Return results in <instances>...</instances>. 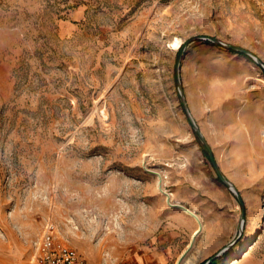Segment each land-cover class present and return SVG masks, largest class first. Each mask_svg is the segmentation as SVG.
<instances>
[{"label": "rangeland", "instance_id": "1", "mask_svg": "<svg viewBox=\"0 0 264 264\" xmlns=\"http://www.w3.org/2000/svg\"><path fill=\"white\" fill-rule=\"evenodd\" d=\"M194 36L264 64V0H0V264L48 227L87 264L264 257V70L199 40L179 89Z\"/></svg>", "mask_w": 264, "mask_h": 264}, {"label": "water", "instance_id": "2", "mask_svg": "<svg viewBox=\"0 0 264 264\" xmlns=\"http://www.w3.org/2000/svg\"><path fill=\"white\" fill-rule=\"evenodd\" d=\"M199 40H207V41L213 42V43H215L217 45H220V46H222V47H224V48H226V49H228L230 51L246 55V56L252 58L264 70L263 62L258 57H256L251 51H249L247 49H244V48H241V47H237V46H234V45L225 44L222 41H220L218 39H215V38H206L204 36H194V37H191V38L187 39L183 43V45H182V47H181V49L179 51L177 60H176L175 77H176V82H177V85H178L179 89L181 88V80H180L181 62H182L183 57L185 55V51H186L187 47L190 44H192L193 42L199 41ZM181 100H182V103H183V106H184V109H185V113H186L189 121L191 122L193 128L195 129V132L197 133L200 141L202 142V144L204 145V147L206 148V150L209 153V156H210V159L212 161L213 167H214V169H215V171H216V173L218 175V178H219L220 182L223 185H225L229 190H231L237 196L239 202L241 203V206L243 208L242 217H241V230H243L244 229V224H245V219H246V214H247L244 200H243L241 194L239 193V191L235 188V186L227 179V177L221 171V169H220V167H219V165H218V163L216 161L213 149L211 148V146L209 145V143L207 142V140L203 136V134H202L201 130L199 129L195 119L193 118L191 112L189 111V109L187 107V103H186L185 97H184V95L182 93H181ZM231 245L226 247L225 249H223L221 253L226 251L229 247H231ZM221 253H219L218 255H215L213 258H211L205 264H210Z\"/></svg>", "mask_w": 264, "mask_h": 264}, {"label": "built area", "instance_id": "3", "mask_svg": "<svg viewBox=\"0 0 264 264\" xmlns=\"http://www.w3.org/2000/svg\"><path fill=\"white\" fill-rule=\"evenodd\" d=\"M36 264H87L76 249L59 238L50 227L38 243Z\"/></svg>", "mask_w": 264, "mask_h": 264}, {"label": "trees", "instance_id": "4", "mask_svg": "<svg viewBox=\"0 0 264 264\" xmlns=\"http://www.w3.org/2000/svg\"><path fill=\"white\" fill-rule=\"evenodd\" d=\"M195 134H196V136H197V140H198V142L200 143V145L202 146V148H203L205 154L209 155L208 151L206 150V148L204 147V145H203L202 142L200 141V139H199V137H198V135H197L196 132H195ZM222 258H223V256H221V258H220V257L215 258L210 264H216V263L220 262V260H221ZM205 263H206V262H205ZM205 263H202V264H205Z\"/></svg>", "mask_w": 264, "mask_h": 264}, {"label": "crops", "instance_id": "5", "mask_svg": "<svg viewBox=\"0 0 264 264\" xmlns=\"http://www.w3.org/2000/svg\"><path fill=\"white\" fill-rule=\"evenodd\" d=\"M234 53L237 54V55H241V56L247 57L246 55H243V54H240V53H236V52H234ZM249 264H264V257L263 258H255Z\"/></svg>", "mask_w": 264, "mask_h": 264}, {"label": "bare ground", "instance_id": "6", "mask_svg": "<svg viewBox=\"0 0 264 264\" xmlns=\"http://www.w3.org/2000/svg\"><path fill=\"white\" fill-rule=\"evenodd\" d=\"M181 44H182V41L181 40H177L176 42H175V44H174V46H175V48L176 49H179L180 48V46H181ZM177 202V201H176ZM180 204V203H179ZM180 208V207H179ZM183 208V207H182ZM186 209V212L188 211V213H189V210L187 209V208H185ZM184 209V210H185ZM197 219H198V217H196ZM199 220V219H198ZM199 231V230H198ZM197 231V232H198Z\"/></svg>", "mask_w": 264, "mask_h": 264}]
</instances>
